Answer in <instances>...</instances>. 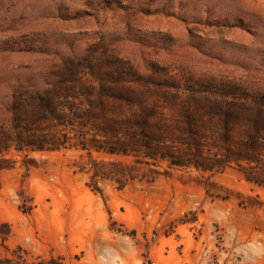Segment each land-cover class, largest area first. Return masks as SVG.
<instances>
[{"label":"rangeland","instance_id":"rangeland-1","mask_svg":"<svg viewBox=\"0 0 264 264\" xmlns=\"http://www.w3.org/2000/svg\"><path fill=\"white\" fill-rule=\"evenodd\" d=\"M93 50L263 95L264 0H0V123L15 87ZM80 155L19 154L0 173V264H264V187L236 167L94 192Z\"/></svg>","mask_w":264,"mask_h":264},{"label":"trees","instance_id":"trees-1","mask_svg":"<svg viewBox=\"0 0 264 264\" xmlns=\"http://www.w3.org/2000/svg\"><path fill=\"white\" fill-rule=\"evenodd\" d=\"M98 52L62 58L41 87L14 88L0 123V173L19 154L76 150L74 166L94 192L100 182L123 190L173 171L210 179L233 167L264 187V94L204 79L180 84L158 68L144 75ZM10 234L0 224V247Z\"/></svg>","mask_w":264,"mask_h":264}]
</instances>
